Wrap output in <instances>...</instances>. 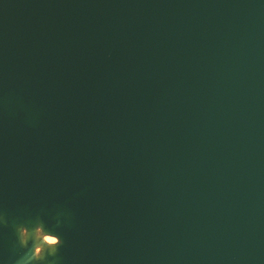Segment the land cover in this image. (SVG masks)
Here are the masks:
<instances>
[{
  "label": "water",
  "instance_id": "water-1",
  "mask_svg": "<svg viewBox=\"0 0 264 264\" xmlns=\"http://www.w3.org/2000/svg\"><path fill=\"white\" fill-rule=\"evenodd\" d=\"M58 208L61 264H264V0H0V214Z\"/></svg>",
  "mask_w": 264,
  "mask_h": 264
},
{
  "label": "clouds",
  "instance_id": "clouds-1",
  "mask_svg": "<svg viewBox=\"0 0 264 264\" xmlns=\"http://www.w3.org/2000/svg\"><path fill=\"white\" fill-rule=\"evenodd\" d=\"M32 222L31 228L25 223L15 225L16 240L24 249L16 264H50L49 257L54 256L63 243L59 228L45 230L38 217ZM56 223L59 225L60 220Z\"/></svg>",
  "mask_w": 264,
  "mask_h": 264
},
{
  "label": "bare ground",
  "instance_id": "bare-ground-1",
  "mask_svg": "<svg viewBox=\"0 0 264 264\" xmlns=\"http://www.w3.org/2000/svg\"><path fill=\"white\" fill-rule=\"evenodd\" d=\"M37 217H38L39 223L41 224L42 227L45 228V230L54 229L55 226L58 225L56 223L57 219L60 220V223L63 219H66L67 221H70L71 219L70 213L68 211L63 210L62 208H58L53 214V216L47 219L44 218L42 209H40L36 214H33L31 216L23 215V216H13V217L6 216L5 212L2 211L0 214V219L3 223H6L11 226L12 233L10 237V242L14 247H19V244L15 236V225L19 223H25L27 224L28 227L31 228L33 226L32 221L36 219ZM62 241H63V238H62ZM49 261H50V264H61L62 257L59 255V249L54 256L49 257Z\"/></svg>",
  "mask_w": 264,
  "mask_h": 264
}]
</instances>
